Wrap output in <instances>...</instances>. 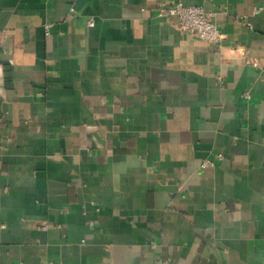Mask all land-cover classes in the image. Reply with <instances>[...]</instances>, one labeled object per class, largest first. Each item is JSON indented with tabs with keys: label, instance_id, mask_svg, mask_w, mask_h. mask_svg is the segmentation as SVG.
<instances>
[{
	"label": "crops",
	"instance_id": "0c3cea01",
	"mask_svg": "<svg viewBox=\"0 0 264 264\" xmlns=\"http://www.w3.org/2000/svg\"><path fill=\"white\" fill-rule=\"evenodd\" d=\"M166 1L215 10L222 44ZM245 55L264 62V0H0V264H264Z\"/></svg>",
	"mask_w": 264,
	"mask_h": 264
},
{
	"label": "built area",
	"instance_id": "2783aa9c",
	"mask_svg": "<svg viewBox=\"0 0 264 264\" xmlns=\"http://www.w3.org/2000/svg\"><path fill=\"white\" fill-rule=\"evenodd\" d=\"M256 11H259V9H256ZM156 15L173 23L185 33L204 39L217 47L224 40V34L218 26L217 12L215 10H206L201 5H185L180 2L169 3L166 1L160 3L157 7ZM245 61L264 72V62L260 59L245 55ZM215 157L217 160H221L223 154L218 152ZM213 163V159L205 158L198 165V170L203 171ZM41 226L46 227L45 224Z\"/></svg>",
	"mask_w": 264,
	"mask_h": 264
}]
</instances>
